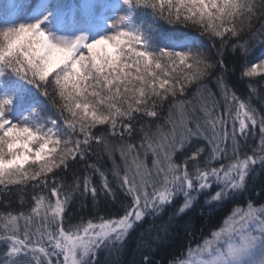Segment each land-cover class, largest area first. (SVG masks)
<instances>
[{"label":"snow or ice","instance_id":"snow-or-ice-1","mask_svg":"<svg viewBox=\"0 0 264 264\" xmlns=\"http://www.w3.org/2000/svg\"><path fill=\"white\" fill-rule=\"evenodd\" d=\"M145 16L153 21L147 29ZM160 20L195 28L213 45L218 40L217 58L187 33L157 45L152 33ZM257 21L264 36V0H81L70 12L53 0L0 5V206L7 209L0 212V264H96L101 250L120 264L129 247L141 254L140 264H152L150 252L200 197L201 215L237 203L211 238L197 244L199 264H264V203L248 196L258 183L257 194H264V115L251 96L242 99L226 82L223 59L230 49L247 61L250 45L241 37L255 38ZM257 59L244 64L242 77L264 72V55ZM218 66L216 99L206 81ZM21 82L50 100L63 124L42 122ZM259 102L264 105V96ZM165 105L164 125L148 121L137 128L142 118L158 121ZM137 132L141 138L133 142ZM194 139L205 144L186 151ZM94 147L109 159L119 151L124 169L113 160L114 184L95 163L87 167L100 177L99 187L87 173L73 172L66 184L60 173L85 161ZM149 153L151 169L141 158ZM117 188L129 199H119ZM14 196L19 210L12 208ZM77 196V211L91 197L93 215L72 224L69 207ZM177 197L182 203L149 243L144 235L153 226L143 228L145 218L155 219ZM182 227L193 235L191 221ZM185 251L193 254L191 243L169 264H190Z\"/></svg>","mask_w":264,"mask_h":264},{"label":"trees","instance_id":"trees-1","mask_svg":"<svg viewBox=\"0 0 264 264\" xmlns=\"http://www.w3.org/2000/svg\"><path fill=\"white\" fill-rule=\"evenodd\" d=\"M78 2V0H74ZM112 2H116V0H112ZM144 27L147 29L150 24L153 23L152 18L150 16H145L143 18ZM155 27L158 28V31H154L153 39L157 45H163L168 42L169 39L181 35V34H189L191 36H199V33L197 29L189 27L184 28L180 25H169L165 21H156ZM260 29V22L257 21L254 24V27L252 31L257 32V35L255 38L252 37L251 33H245L241 40H247L250 48H249V55L247 58V61H245V58L241 55L240 51L237 50V52L233 53L230 49L224 50V63L226 65V72L224 79L229 84V86L237 93L238 96L243 98H249L251 96V102L253 105L258 108V113L261 115H264V105H261L259 102V97L264 96V73L258 74L254 77L248 78V77H242L241 75V69L244 66L245 63H248L250 66L251 62H258V60L255 58L256 54L259 52L261 53L264 49V36L259 34ZM199 39L207 48L212 56L213 59H216V51L219 48V41L217 40L215 45L208 39V37L205 36H199ZM219 72V66L217 70L210 76L207 81L206 85L207 88L213 93V95L216 97V99L220 98L219 89L216 85V75ZM21 86L28 92V94L37 102V110L40 112V114L44 116H51L53 118H56L61 120L60 112L56 107H53L50 100L46 99L40 91L32 87L31 85L24 84L21 82ZM251 86H254L256 89V93L251 92ZM49 91L51 92L52 89L49 88ZM194 91V88H189L187 91V97L191 98L192 93ZM210 103V102H209ZM199 114V113H198ZM67 115V113H65ZM168 117V107L165 105L160 109V117L159 120H155L153 118H142L140 121L137 122V128H139L141 123H147L148 121H151L152 125L154 126L155 123H160L161 125H164L166 122V119ZM174 119H179L178 115H174ZM106 127V126H104ZM140 134L134 133L132 140L133 142H138L140 140ZM113 139L114 138H110ZM115 142V140H114ZM198 142H202V140H198ZM253 146L258 145L259 143V131L257 128V136L255 139L251 141ZM189 151V150H186ZM180 158V156H178ZM141 158L144 160V163L148 166L149 169L152 167V159L151 153H149L146 157H144L141 154ZM174 159H177V157H174ZM113 160L115 161V164L120 168L121 172H123L124 169V161L121 159L119 155V151H116L113 154L112 159H109L108 154L102 150V147L97 149L94 147L93 152L89 153L86 157L85 161H80L79 163H73V168L71 171L67 173H60V175L63 177L66 184H72L73 182V172H76L79 176H84L86 173L90 174L92 177L93 184L97 187L100 186V177L98 174H96L91 168H88V164H98L103 170L108 172V179L110 181H113L114 184V178L111 175V171L113 168ZM115 186V185H114ZM255 191H250L248 193V196L256 202L257 205L264 203V194L258 195L257 192L259 191L260 184L258 183L255 186ZM118 198L119 199H129L123 196V193L120 191L119 188L116 189ZM31 190H29V195L27 196L28 199V205H25L24 207L27 208L31 204ZM82 198L77 196L76 200L70 205L69 207V213H71V220L70 223L76 224L80 222L81 216L84 217V220L86 221L89 219L93 213L90 211L91 209V197H87L84 199V203L87 205V208L81 209L77 211V208L79 207V201ZM18 198L13 197L12 198V208L19 210L21 205L17 202ZM200 203L197 205L196 208H194L192 211L188 212L186 215L179 217L178 219L174 220V223L177 225L172 229V234L168 237V239L158 246H155V250L150 252L151 262L152 264H169L170 259H172L174 256L179 257L182 250L186 249V246L191 243L192 249L197 246V244H202V241L204 238H211V230L217 229L222 226L221 221L223 217H226L233 208V204L237 203V201H230L225 203L218 211L215 213H212L211 215L205 213L204 215H201L199 208L203 204V197H200L199 199ZM240 204H244V198H241L239 201ZM178 206V200L175 201L171 206H168L163 213L160 214V216L153 219L152 217H147L144 221L143 228H148L150 225L153 226V231L151 233L145 232L144 239L149 241V243L152 242L153 235L156 234L157 230L160 226L164 225L165 223L169 222V217L175 213L176 208ZM100 207L103 209L105 208V201L103 197L100 200ZM118 209V205L115 206L111 211H116ZM7 211V209H4L2 206H0V212ZM119 214H123L122 211H120ZM67 215V213H66ZM191 221L192 224V236L186 235L184 232V229L182 225L187 222ZM101 255V254H100ZM187 256V252L185 251V255L183 258ZM100 257V256H99ZM99 259V258H98ZM132 261H135L136 264H140L141 261V254L138 252L133 251L132 247H129L120 257V264H131ZM96 264H100V261L97 260ZM108 264H112V261Z\"/></svg>","mask_w":264,"mask_h":264},{"label":"rangeland","instance_id":"rangeland-1","mask_svg":"<svg viewBox=\"0 0 264 264\" xmlns=\"http://www.w3.org/2000/svg\"><path fill=\"white\" fill-rule=\"evenodd\" d=\"M15 2H16V0H15ZM53 3H61V4H65L66 2H65V0H53ZM0 5H4L5 7H7V8H11L12 7V5L13 4H10V3H8V1L7 0H0ZM74 9V8H73ZM76 9H78V8H76ZM69 12H70V10H69ZM10 18H15V13L13 12V13H11V15H10ZM85 54H86V52H85ZM264 72H260L259 70H258V74H263ZM257 74V75H258ZM256 76V75H255ZM254 77V76H253ZM257 110H258V108H257ZM40 113V112H39ZM14 115H17V114H14ZM40 116L43 118V120H42V122L43 121H46L47 119H49V118H52V119H56V118H53V117H51V116H44V115H42V114H40ZM57 121H58V123L59 124H63V120H59V118L58 119H56ZM203 141V140H202ZM205 144V141H203V144H202V142H198V140H193L191 143H189V145H188V148L186 149V150H191L194 146H197V145H199V146H202V145H204ZM177 158H178V161L179 160H181L182 159V157H178L177 156ZM215 163V162H214ZM26 167H29V166H26ZM182 197H177L175 200H174V202L175 201H177L178 200V206L182 203ZM200 199V198H199ZM173 202V203H174ZM172 203V204H173ZM178 206H177V208H178ZM167 208V207H166ZM165 208V209H166ZM176 208V209H177ZM164 212V211H163ZM160 216V215H159ZM146 219V218H145ZM0 227H2V226H0ZM195 249H196V247L195 248H193V254L189 257L188 255L187 256H185V258L184 259H188V260H190V264H199V260L201 259V256L198 254V253H196V251H195ZM3 251V247L2 246H0V252H2ZM101 254V255H100ZM100 256V257H99ZM99 258V259H98ZM53 259H56L55 257L53 258ZM113 259H114V256L112 255V254H110V253H108V252H106V251H104V250H101V251H99L98 252V254H97V258H96V262H97V260H99L100 261V264H108L109 262H113Z\"/></svg>","mask_w":264,"mask_h":264},{"label":"bare ground","instance_id":"bare-ground-1","mask_svg":"<svg viewBox=\"0 0 264 264\" xmlns=\"http://www.w3.org/2000/svg\"><path fill=\"white\" fill-rule=\"evenodd\" d=\"M261 55H264V49H263V51H262L261 53L258 52V53L256 54L255 58L257 59V58L260 57ZM257 60H258V59H257Z\"/></svg>","mask_w":264,"mask_h":264}]
</instances>
